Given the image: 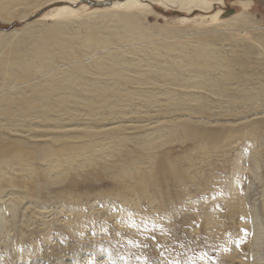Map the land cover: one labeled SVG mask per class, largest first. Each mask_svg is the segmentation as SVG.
<instances>
[{"label": "rangeland", "instance_id": "374dc122", "mask_svg": "<svg viewBox=\"0 0 264 264\" xmlns=\"http://www.w3.org/2000/svg\"><path fill=\"white\" fill-rule=\"evenodd\" d=\"M40 1L17 7L8 20L0 18V36L12 35L16 39L26 28L51 24L42 16L66 5ZM220 1L221 5L211 4L190 13L180 10L178 2L170 3L172 0H150L142 9L124 10L122 13L138 21L146 40L97 52L121 56L129 52L133 62L138 63L145 56L140 51H144L156 61H168L175 53H162L164 49L159 52L155 46L190 47L198 40L228 37L220 48L230 55L232 37L246 41L257 33L264 34V0ZM240 2L250 4L244 12L251 16L249 30L234 23L242 12ZM74 8L78 17L67 24L71 30L82 31L84 24L96 22L99 17L106 19L111 13L94 10L84 1ZM218 10L222 16L216 21L208 19ZM229 11L234 15L231 18L225 17ZM89 56L82 60L85 65L92 61ZM186 94V100L195 95L190 91ZM198 94L206 98L202 97L206 109L201 116L193 117L185 111L175 116L165 114L163 97L158 98L160 104L154 108L146 99L136 98L132 111L125 108L121 112L125 115L119 120L127 128L121 134L133 137V144L127 145L129 150H121L130 154V159L119 164L127 168L131 177L127 173L128 177L120 179L92 164L70 171L61 181H51L43 175L49 167L43 159H36L32 164L36 166L32 188L27 184L29 179L25 178V184L19 182L22 177L18 170L9 171L3 165L2 171L11 172L8 179L12 181L0 182V264H264V109L257 115L259 118L242 119L245 127H232L240 121L215 109L220 98L207 91ZM199 104L189 105L196 109ZM176 115L181 120L198 122L211 134L218 132L221 139L217 143L199 142L195 131L186 134L180 129L181 121ZM253 121L260 123L254 130L250 125ZM172 124L180 130L170 133ZM156 128L162 138L155 142L153 150L136 148L134 139ZM228 130L230 134H226ZM23 139L42 143L39 138Z\"/></svg>", "mask_w": 264, "mask_h": 264}, {"label": "bare ground", "instance_id": "6f19581e", "mask_svg": "<svg viewBox=\"0 0 264 264\" xmlns=\"http://www.w3.org/2000/svg\"><path fill=\"white\" fill-rule=\"evenodd\" d=\"M36 1L38 3L40 0H0V18L9 19L17 7L32 5ZM81 1L106 0H48L45 3L49 2L50 5L66 4L57 6L52 12L42 16L43 20H51V24L41 23L26 28L16 39H12V35L0 36V182L10 184L12 181L8 179L11 172L2 171L4 165L9 167V171H19L22 179L20 181L12 176L15 181L17 179L25 184V178L29 179L27 184L32 187L36 167L32 164L36 159H43L49 167L43 175L51 181L62 180L70 171L92 164L117 178L128 177L127 168L124 170L123 164L119 163L130 159V154H123L121 150L127 148L129 143L133 144V137L121 134L127 128L124 127L126 123L119 119L124 118L125 114L121 112L125 108L132 111L136 98L146 99L148 106L154 108L155 104H160L158 98L163 97L167 105L165 114L175 116L185 111L196 117L201 116L206 109V103L202 99L204 96H198V91H207L220 98L215 108L218 112L240 121L232 127H245V117L259 118L257 115L264 109L263 33L252 35L246 41L232 37L233 43L229 46L234 51L231 49L230 55L220 48L223 42L228 41V37L206 38L194 42L195 45L191 44L190 47L179 44L155 46L154 50L159 52L164 49L162 53H175L168 61H156L146 52L140 51L145 56L137 63L133 62L129 52L126 56H121L109 51H97L110 49L118 44L146 40L138 21L122 12L129 8L142 9L150 0H114L107 7L94 9L111 11L106 19L99 17L96 22L84 24L82 31L71 30L67 24L78 17L74 6ZM172 1V4L178 2L180 10L187 13L211 4H222L220 0ZM238 5L242 12L234 18V23H239L247 30L252 22L251 16L244 12L250 8V4L240 2ZM222 13L218 10L208 19L216 21ZM233 16L230 15V18ZM89 55L92 56V61L90 65H85L82 60L86 56L90 57ZM59 66L62 68H58ZM156 86L161 89H154ZM136 87L139 90H133ZM187 91L195 94L192 97L189 94V100H186ZM190 102L200 104L193 109ZM142 107L145 108L143 105L139 106ZM80 117H83L82 122ZM176 117L179 119L180 116ZM179 120L180 129L186 134L195 131L201 143L204 140L217 143L221 139L218 132L211 134L204 126L198 125V122ZM258 122L250 124L252 130L260 125ZM108 126L116 127L99 131ZM169 129L170 133L180 130L173 124ZM233 131L232 129L231 132ZM220 132H224L222 127ZM255 133L254 131L253 136ZM23 137L30 140L39 138L42 143L33 144ZM161 138V131L156 128L151 133H141L134 139V145L142 150H153L155 142ZM141 164L143 163L140 161L139 166ZM5 169L6 167L4 171ZM117 189L121 190V187Z\"/></svg>", "mask_w": 264, "mask_h": 264}, {"label": "water", "instance_id": "95a60500", "mask_svg": "<svg viewBox=\"0 0 264 264\" xmlns=\"http://www.w3.org/2000/svg\"><path fill=\"white\" fill-rule=\"evenodd\" d=\"M114 0H106L104 2H94V1H86L85 4L91 8H103L109 6ZM232 11L227 12L225 17L230 16ZM30 21V20H28Z\"/></svg>", "mask_w": 264, "mask_h": 264}]
</instances>
